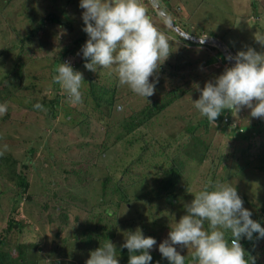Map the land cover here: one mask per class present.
Here are the masks:
<instances>
[{
	"label": "rangeland",
	"instance_id": "rangeland-1",
	"mask_svg": "<svg viewBox=\"0 0 264 264\" xmlns=\"http://www.w3.org/2000/svg\"><path fill=\"white\" fill-rule=\"evenodd\" d=\"M155 2L165 15H154L151 0H0V79L19 65L25 83L34 84L7 81L10 95L0 104V155L26 172L32 198L12 208L16 186L2 176L7 162L1 160L0 233L8 220L18 224L7 233L4 250L16 255L19 246L36 264H119L108 247L113 254L130 244L147 248L157 264H182L167 260L199 251L205 254L187 264H235L242 253L251 254L245 264H264L263 223L252 247L243 244L252 239L245 231L253 229L264 200V171L256 169L264 150V82L228 78L218 44L251 74L264 75V0ZM47 14L68 25L48 21ZM26 35L31 43L21 49L18 41ZM61 54L63 64L56 61ZM89 80L116 85L111 110H91ZM173 89L179 95L162 111L124 128ZM55 95L53 120L47 104L40 111L27 106ZM228 106L226 122L212 121L199 134L203 160L179 152L193 141L185 126L205 110ZM173 161L180 171L167 192L162 179L171 176ZM105 177L107 193L120 184L126 200L116 194L101 199ZM207 187L231 197H208ZM212 235L215 243L204 239Z\"/></svg>",
	"mask_w": 264,
	"mask_h": 264
},
{
	"label": "trees",
	"instance_id": "trees-1",
	"mask_svg": "<svg viewBox=\"0 0 264 264\" xmlns=\"http://www.w3.org/2000/svg\"><path fill=\"white\" fill-rule=\"evenodd\" d=\"M155 13V16H162L163 14L161 13H157L158 11L155 9H152ZM157 11V12H156ZM169 17V16H168ZM46 19H48V21L52 22V23H58V25H68L67 22H62L59 18L58 15L56 14H47L45 16ZM170 18V17H169ZM173 20V19H172ZM174 21V20H173ZM172 27V26H171ZM174 29V28H172ZM36 30H32L31 33H34ZM32 40V35H26L25 37H23L21 40H19L18 42L21 45V49L24 48V46L26 45L27 41L28 44L31 43ZM201 41L195 42V43H200ZM27 51H29V49H26ZM23 53V52H22ZM22 53L18 54V58H21ZM63 55L61 54L59 56V63L63 64L64 63V59L62 58ZM223 57V55H222ZM56 61L54 62V64H56ZM67 62V61H65ZM69 63V62H67ZM75 64H71V68H74ZM243 76V75H242ZM244 78L249 81L250 83H257V82H264L263 79L257 78L255 76H244ZM9 82V84H12V87L14 85H19L20 87H34L33 83L30 84H26L25 83V79H24V71L23 69H21V66L17 65V67H15V69L12 72H9L8 76H3V78L0 79V89H2L5 92V95H1L0 96V104L4 103V101H6V99H8L7 97H9V92L8 90H6V82ZM16 83V84H15ZM90 83V87H89V93L90 96L93 100V106L91 107V110L93 109H98V108H107L108 110H111V105L112 102L114 100V95H115V86L111 88H106L104 85H99L97 84L95 81L93 80H89ZM51 87L53 89V91L57 92L59 91V81H57L54 77H53V81L51 84ZM108 94V95H107ZM170 95V96H168ZM179 95V92L176 89L170 90V92L168 91L166 94H164V100L163 101H153L150 102L147 106H148V110L147 109H143L140 110V113L137 114V116L135 117V115L133 114L132 118L127 121V123L124 125V128H128L133 129V127H137L139 126L141 123H143L145 120L149 119L150 117H153L154 115H156L157 113H159L160 111H162L166 106H168L170 103H172V101ZM57 99H59V97L57 95H55V97H52L50 99H48L47 103L42 100V99H33L31 104H28L27 106L31 109V110H38L39 109H43L40 107L41 104H47L49 106V108L46 107V110L48 111V118L53 120L56 117V113L57 110L56 105H57ZM40 107V108H38ZM45 107V106H44ZM230 106L225 107V108H214L211 110H205L202 113V116L193 123H190L189 125L185 126V132L187 134V138H192V142L190 145H188V143L182 144L181 150L179 152H187V154L189 156H191V158H196L198 161H201L205 158L206 156V149L202 148L200 149L199 146L202 145L201 142V136L199 134L201 133H205L208 130V127L210 125V123L212 121H222V122H226V111H230ZM107 114V113H106ZM108 116L110 115L107 114ZM185 134V135H186ZM116 140V139H115ZM191 140V139H190ZM187 146V147H186ZM186 147V148H185ZM106 147H104L103 152L105 150ZM29 153L32 154V152L34 151L33 147L28 149ZM259 159L261 162V165L257 164L256 169L258 170H263L264 171V150L261 151V153L259 154ZM1 160L3 161V163L7 162V164L5 163V174L2 175L4 178H8L11 179L14 183V185L16 186V194H15V198L13 201V209H15V207H17V205L22 202V199H26L28 201H31L32 198L29 195L28 191L30 188V182L28 180V177L26 175V172H24V170H17L16 171V160L8 157V156H4V155H0V167H1ZM5 161V162H4ZM9 164V165H8ZM180 164H183L182 161H179L178 165L181 166ZM175 162L173 161L171 163V165L169 166L168 170L170 171L171 176L167 178L166 176L164 177V179H162V183L166 185L167 187V192H170L171 189L174 186L175 180L178 177V172L180 171L178 169V167H175ZM21 167L27 168V164L26 161L23 160L22 163L20 164ZM248 165H246L247 167ZM109 180V178L105 177L103 179V190L101 192V199L105 200V198L107 199V195H110L109 198L113 195L116 194L119 200H126L127 198L125 197L126 195L121 192V186L120 184L115 183V185H112L111 187V192L107 193L106 189L104 188L105 186V182H107ZM162 184V186H163ZM215 194H222L223 199H227L228 197L230 198L231 196L228 194H224L223 192L221 193L220 191H214L213 187H207L206 190H204V195L208 196V197H213L215 196ZM172 198L174 195H171ZM170 199V196L167 198ZM264 213V200L262 203V207L260 208L259 212L257 213L256 217H255V224L252 225L253 229L251 228H247L245 233H247V231H252V239L250 238H245L243 240V244H249V248L252 247L251 243L255 241V239H257V237L260 236V232L262 229H260V231L258 230V225L260 223H263L264 225V219H263V214ZM97 222L100 220L97 217ZM207 228H210V221H208L207 223H205ZM18 224L17 222H14L13 220H8L6 227L1 231L0 233V264H30V262H32L31 264H36V261L30 257L27 252L23 249H21L19 246H16L17 252L16 255H14L11 251H7L4 250L3 248H1V246L3 245V242L6 240L7 238V233L9 232V230L13 229V227H17ZM264 228V227H263ZM179 230V229H178ZM93 234V229H89L88 230V234L86 232V234L84 235L86 238L85 241L89 242L90 241V237ZM95 234V232H94ZM232 234V233H231ZM96 235H100L102 236V233L96 234ZM192 237L198 238V239H202V237H199L197 235H193L192 233L190 234ZM235 236L232 235V237H228V239H231V241H233V247H236L235 244ZM207 241L210 242H214L215 243V239L212 237H207L204 238ZM107 248V247H106ZM218 250V246H214L212 249L213 254H216V251ZM114 253L112 254V252H110V247H108V252L111 254L109 255L111 256H119V264H157V260L154 256V254H152L151 252H149V250L145 247L139 246V245H130V244H122L119 246H116L114 248ZM205 254L203 251H199V252H195L193 254H191L188 257L182 258V257H178V256H173L170 259L167 260L168 263H173V262H178V263H182V264H187L189 263L191 260L193 259H197L199 258L201 255ZM28 256V259H27ZM30 257V258H29ZM251 257V254H241L238 258H236L235 264H245V262ZM117 258V257H116Z\"/></svg>",
	"mask_w": 264,
	"mask_h": 264
},
{
	"label": "clouds",
	"instance_id": "clouds-1",
	"mask_svg": "<svg viewBox=\"0 0 264 264\" xmlns=\"http://www.w3.org/2000/svg\"><path fill=\"white\" fill-rule=\"evenodd\" d=\"M158 5V4H157ZM159 6V5H158ZM162 10V9H161ZM172 22L173 20L170 19ZM174 23V22H173ZM175 24V23H174ZM171 25V24H170ZM176 25V24H175ZM173 27V26H172ZM175 29V28H174ZM179 29V28H178ZM176 30V29H175ZM177 31V30H176ZM199 39H195L193 42H198ZM200 43H204V41H201ZM217 44V43H215ZM219 45H221V48L219 50V52L222 54V52L224 53L223 54V59L220 58L222 61L224 62H227L228 64H225V69H228L229 72H231V76L229 75L228 78H231L233 76H236L238 79H243L244 81H242V84L246 85V79L244 78V76H249L244 70L242 67H245L247 70V66L242 64L234 55V53H232L229 49H227L228 51H224L225 50V46H223L222 42H218ZM67 60V59H66ZM65 60V61H66ZM69 62V61H67ZM242 65V66H241ZM249 73H251L249 70H248ZM243 75V76H242ZM256 75H262L264 76L263 74H256Z\"/></svg>",
	"mask_w": 264,
	"mask_h": 264
},
{
	"label": "water",
	"instance_id": "water-1",
	"mask_svg": "<svg viewBox=\"0 0 264 264\" xmlns=\"http://www.w3.org/2000/svg\"><path fill=\"white\" fill-rule=\"evenodd\" d=\"M151 2L154 4L155 8L163 15H165V13L161 10V8L157 5V3L155 2V0H151ZM165 18L171 23V26H173L178 32L179 29L176 27V25L170 20V18L168 16H165ZM183 33V32H180ZM184 34V33H183ZM199 41H205L204 39H199ZM242 66V65H241ZM243 70L250 76H255L257 78L263 79L264 80V76L262 75H256V74H251L248 72V70L245 67H242ZM209 254H211V252H209Z\"/></svg>",
	"mask_w": 264,
	"mask_h": 264
}]
</instances>
